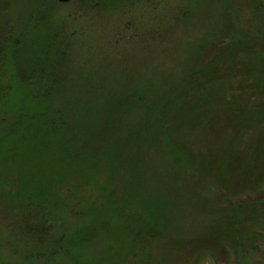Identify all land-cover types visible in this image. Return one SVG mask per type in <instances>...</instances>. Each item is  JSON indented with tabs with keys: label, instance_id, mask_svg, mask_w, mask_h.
<instances>
[{
	"label": "rangeland",
	"instance_id": "rangeland-1",
	"mask_svg": "<svg viewBox=\"0 0 264 264\" xmlns=\"http://www.w3.org/2000/svg\"><path fill=\"white\" fill-rule=\"evenodd\" d=\"M0 5L5 7L6 18L12 21L15 31H23L24 41L20 38L25 45V49L22 48L23 61H31L46 45H58L62 48L63 56L59 61L63 62V67L58 74L74 87L68 97L60 95L57 104L64 105L62 109L64 108L65 113L67 111V119L69 117L74 120L76 112L84 108L95 112L108 107L113 102L112 92L117 88L125 86L141 93H149L150 96L152 94L154 100L151 101L154 103L159 97L161 101L163 97L169 96L171 88L178 89L181 84L185 87L194 65V54L198 56V66H209L216 61L221 64L217 58L218 53L228 42H221V35L232 32L233 27L235 30H245V23L253 26L258 20L252 16V10L255 11L259 3L258 0H71L67 3L53 0H0ZM234 40L240 41L242 37L237 35ZM11 62L12 60L6 59L7 74H11ZM237 65L239 69H245L244 64H240L239 57L236 59L235 66ZM52 70L56 71L57 68ZM4 73L2 70L1 74ZM8 77L10 81L15 78L10 75ZM214 77L210 82L212 86L216 79V85L225 84L227 79L225 76L216 77V74ZM124 79L127 81L126 85ZM237 89L239 91L236 92H233V86L229 89L231 91L218 89L216 94L209 97L210 105L217 104L216 100L222 104L225 102L223 107L216 105L212 109L216 108L218 112L229 116L226 115L227 123H217L231 128L228 133L231 139L228 140L232 143L226 142L220 146L223 153L231 155V162L225 165L226 169L223 165L221 170L211 167L208 171L205 168L204 171L191 170L192 173L185 176L182 161L173 155L169 146L162 145L160 139L157 138V146L150 144L147 147V154L153 159V168L150 169L154 171L151 174L153 181L149 184L146 179L148 184L140 189L144 195L138 194V198L133 199L134 202L131 200L130 215L139 213L144 217L156 214L161 207L165 218L167 210L164 205L173 197L178 204L177 212L170 215L167 236H161L152 242L154 248L150 251L149 260L147 258L148 264H264V227L256 225L255 233L247 240L246 232L234 227L231 218L238 208L245 206L247 212L253 213L249 217L257 222V211L247 206L264 203V165L261 169L262 159H259L264 148V118L257 123H247L251 125L245 132L240 130L241 126L236 121L238 108L234 99L238 98V93L243 88L237 85ZM7 92L4 106L16 114L12 105L19 99L20 93H25L24 86L19 83L11 84ZM123 92L124 95H130L128 90ZM190 92L195 94L197 91L191 89ZM25 95L30 98L29 93ZM76 96L77 99L73 100ZM11 99H14L13 104L10 103ZM66 102L71 103V107L65 105ZM230 107L234 109L232 113L227 111ZM141 109L132 114L127 107L121 115L123 119H127L126 123H130V117L145 121V110L150 111L147 107ZM261 115L259 112L258 117ZM249 117L252 118L251 115ZM10 126L9 123L5 129L4 140L0 139L2 145L10 142L14 134L20 133L19 125L15 127L13 123ZM8 131L11 134L8 135ZM25 135L23 133L20 138L26 139L25 146L21 145V148L24 147L29 155L43 157L33 150L34 144H39L41 133ZM257 141L258 148L252 150V144ZM220 163L221 160L218 164ZM248 163L257 164L255 176L251 174L253 179H250L249 174H242ZM2 164L0 162V171ZM37 165L34 164L33 172L38 169ZM27 169L31 171L30 167H26L25 173L29 172ZM234 169L239 172L237 178L232 180V177H228ZM33 172H29L28 177H33L36 181L37 176ZM81 173L74 177L67 176L55 191L53 189L50 199L42 198L34 205L39 207L38 211L51 212L58 205L62 207L64 204L60 197L65 202L70 199L69 194L79 197L81 202L78 204L82 210L86 214L91 213V216L87 214L88 227L97 228V231L100 227L104 232H95L86 249L80 247L69 256L81 258L84 253L79 264L117 263L121 253L114 256L115 247L121 246L126 238L130 240L132 236L126 225L127 220L124 217L120 218V222L113 220V207L110 204V208L108 204L104 205V202L108 203L112 199L104 169L97 172L92 168L90 172ZM184 177L186 181L183 185ZM1 186L0 264H18L34 248H18V239L19 244H22V240L29 237L20 232L24 228L21 224L22 213L18 212V218L15 219L12 207L15 205L13 201H16V210L21 208L24 212L23 208L27 204L22 200L24 187L10 182ZM117 193L119 197L126 196L122 191ZM33 194L35 196V192ZM127 196L130 199L128 194ZM260 214L264 216V208ZM2 220L4 227L10 223L9 230L12 231L15 227L16 232L7 235ZM245 226L251 227V224L246 223ZM53 230L50 233L53 232L51 234L54 236L56 232ZM211 231L216 235L220 232L222 237L212 242L211 248L198 244L208 240L206 235ZM47 236L50 237V234ZM149 237L151 236L145 235L143 241H148ZM138 257L131 251V264L146 258Z\"/></svg>",
	"mask_w": 264,
	"mask_h": 264
},
{
	"label": "trees",
	"instance_id": "trees-1",
	"mask_svg": "<svg viewBox=\"0 0 264 264\" xmlns=\"http://www.w3.org/2000/svg\"><path fill=\"white\" fill-rule=\"evenodd\" d=\"M258 3V8L255 11L252 10V16L258 20L253 26L245 23L247 24L245 30H235L233 27L232 32L228 31L221 35V42L230 41L218 53L217 58L221 64L216 61L209 66H198L197 55L193 53L194 65L189 72L185 87L181 84L178 89L171 88L172 93L169 96L163 97L161 101L159 97L154 103L151 101L154 100L152 94L150 96L149 93H141L125 86L117 88L112 92L113 102L108 107L95 112L84 108L76 112L74 120L69 117L67 119V111L65 113L64 108L62 109L64 105L57 104L60 95L68 97L70 93L72 94L74 87L58 74L63 67V62L59 61L63 56L62 48L58 45H46L47 47L45 46L46 48L39 55L32 57L31 61H23L22 48L25 49V45L20 39L23 38L24 41L23 31H15L12 21L6 18L5 7L0 5L1 141L4 140L6 134L4 132L9 123L10 127L15 123V127L19 125L21 128L20 133L14 134L10 142L4 145L0 143V162L3 163L2 171H0V189L1 184L9 182L21 184L24 187L22 200L27 202L26 207L23 208L24 212L21 208L16 210V201H13L15 205L13 204L14 207H12L15 219L18 218V212L22 213L21 224L24 228L22 227L23 231L20 230V232L29 237L22 240V244H19L18 239V248L29 250L34 247L18 264H79V260H82L85 254L83 253L81 258L70 257L69 254L78 251L80 247L86 249L87 244L94 238L95 232H104L100 227L98 231L97 228L88 227L87 214L91 216V213L86 214L82 210L83 208L78 204L81 202L79 197L69 194L70 199L66 201L69 200L68 204L60 197L64 204H60L62 207L58 205L51 212L38 211L39 207L34 205L42 198L50 199L53 189L55 191V188L67 176L81 175L82 171L90 172L92 168L97 172H100L101 168L104 169L112 198L109 200L111 203L104 202V205L110 204L113 207L112 213H115L113 220L120 222V218L124 217L127 220V228L129 227L132 233L130 240L126 238L121 246L115 247L114 256L120 252L121 257L114 264H131V251L137 258L138 256L146 257L137 260L136 264H148L147 258L149 260L150 251L154 248L152 242L156 238L167 236V225L170 222L171 213L177 212V202L173 197L164 205V209L167 210L165 218L161 207L156 214L151 213L144 217L139 213L130 215L131 200L134 202L133 199L138 198V194L144 195L140 189L153 181L151 174L154 171L150 170L153 168V159L147 154V147L150 144L157 146V138L160 139L162 145L169 146L173 155L182 161L185 176L190 175L191 170L202 171L205 168L208 171L210 167L221 170L223 165L226 169L225 165L231 162V155L223 153L220 146L226 142L232 143L228 140L231 128L217 123H227L229 116L218 112L216 108L212 109L216 105L223 107L226 105L225 102L222 104L216 100L217 104L210 105L209 97L216 94L218 89L231 91L229 90L231 86L234 87L233 92H236L238 85L243 88L238 93V98L234 99L238 108L236 121L241 126L240 130L245 132L244 130L251 125L247 123L254 121L257 123L262 120V117L264 118V0H258ZM237 35L242 37V40L235 41L234 37ZM238 57L240 64L245 66L244 70L239 69L238 65L235 66ZM6 59L12 60L11 74H7ZM51 67L57 70L53 71ZM2 70L4 74H1ZM48 72L52 74H47ZM215 74L216 77H227L225 84L216 85V79L212 86L210 82L215 78ZM8 75L14 76V80L10 81ZM124 82L126 85L125 79ZM14 83L23 85L25 90L24 94L20 93L18 96L21 100H15L12 105L16 114L4 106L7 91ZM191 89L197 92L193 94L190 92ZM124 90H128L130 95H124ZM26 93L30 94V98L25 95ZM76 99L77 96L73 100ZM13 102L14 99L13 101L11 99L10 103L13 104ZM65 105L70 106L71 103L66 102ZM127 107L132 114L141 111L142 107H147L150 112L145 110V121L130 117V123H126L127 119H123L121 113L125 112ZM187 109L189 112H186ZM227 111L232 113L234 109L230 107ZM259 112L262 115L258 117ZM36 132L41 133V139L39 144H34L33 150L39 153L38 156L43 155L41 158H38L36 154L29 155L24 151V147L21 148V145L25 146L26 142V139L20 140L22 134L26 133L25 136H27L28 133ZM7 134L11 133L8 131ZM254 143L252 150L258 148L256 147L258 141ZM261 152L262 156L259 159H262L261 169H263L264 148ZM213 160L214 165H212ZM219 160H221L220 165ZM34 164H38L36 172H33ZM26 167L31 168V171L27 169L29 172L36 174V181L33 177H28L29 172H24ZM256 168V163L246 164V170L242 172L243 176L248 174L255 176ZM51 169L53 170L50 171ZM237 169H234L235 173L230 172L228 178L232 177V180H235L239 172ZM253 176L250 179H253ZM185 181L184 177L183 185ZM118 191L124 192L126 196L119 197ZM244 207L238 208L231 218L233 226L246 232V239L250 240V236L255 233L256 225L264 227V216L260 214L264 203L247 206L257 211L259 217L257 222L249 217L253 213L247 212L248 210ZM25 217H27L26 220ZM246 223L251 224V227H246ZM2 226L7 235L16 232L14 226L12 231L9 230L10 223L7 226L5 224L4 227L3 220ZM72 228L75 229L72 230ZM51 230L56 232V235L53 236L51 234L53 232L50 233ZM48 234L50 237L47 236ZM145 235L151 236L148 241H143ZM206 237L208 240L198 244L211 248L212 242L222 236L220 237V232L216 235L211 231ZM234 240H236L235 237Z\"/></svg>",
	"mask_w": 264,
	"mask_h": 264
},
{
	"label": "water",
	"instance_id": "water-1",
	"mask_svg": "<svg viewBox=\"0 0 264 264\" xmlns=\"http://www.w3.org/2000/svg\"><path fill=\"white\" fill-rule=\"evenodd\" d=\"M55 1H57V2H59V3H67V2H69V1H71V0H55Z\"/></svg>",
	"mask_w": 264,
	"mask_h": 264
}]
</instances>
